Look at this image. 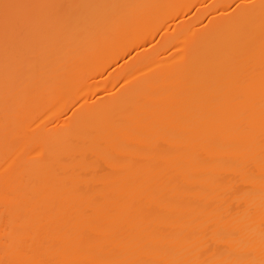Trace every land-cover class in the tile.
Instances as JSON below:
<instances>
[{"label": "bare ground", "instance_id": "obj_1", "mask_svg": "<svg viewBox=\"0 0 264 264\" xmlns=\"http://www.w3.org/2000/svg\"><path fill=\"white\" fill-rule=\"evenodd\" d=\"M0 264H264V0H0Z\"/></svg>", "mask_w": 264, "mask_h": 264}]
</instances>
